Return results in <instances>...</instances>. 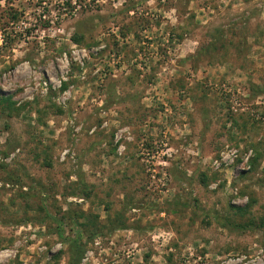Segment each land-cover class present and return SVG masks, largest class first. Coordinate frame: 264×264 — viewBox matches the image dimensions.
I'll list each match as a JSON object with an SVG mask.
<instances>
[{
    "label": "rangeland",
    "instance_id": "1",
    "mask_svg": "<svg viewBox=\"0 0 264 264\" xmlns=\"http://www.w3.org/2000/svg\"><path fill=\"white\" fill-rule=\"evenodd\" d=\"M79 236L264 264V0H0V264Z\"/></svg>",
    "mask_w": 264,
    "mask_h": 264
},
{
    "label": "trees",
    "instance_id": "2",
    "mask_svg": "<svg viewBox=\"0 0 264 264\" xmlns=\"http://www.w3.org/2000/svg\"><path fill=\"white\" fill-rule=\"evenodd\" d=\"M61 235L64 234L61 232ZM66 241L71 253L70 264H80L85 254V245L81 243V236L79 238L67 237Z\"/></svg>",
    "mask_w": 264,
    "mask_h": 264
}]
</instances>
